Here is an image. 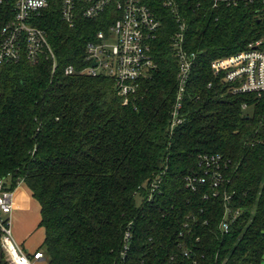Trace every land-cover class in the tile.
Wrapping results in <instances>:
<instances>
[{
	"label": "trees",
	"instance_id": "trees-1",
	"mask_svg": "<svg viewBox=\"0 0 264 264\" xmlns=\"http://www.w3.org/2000/svg\"><path fill=\"white\" fill-rule=\"evenodd\" d=\"M144 1L161 23L155 66L123 105L110 77L78 73L96 22L67 26L49 0L38 26L57 56L54 74L47 62L0 67V180L10 191L23 182L37 200L46 264H262L264 93L232 94L210 64L260 38L264 17L175 0L184 48L197 58L184 121L170 134L178 23L161 0ZM202 155L220 157L217 188L209 178L188 186L204 175ZM226 208L237 215L224 233Z\"/></svg>",
	"mask_w": 264,
	"mask_h": 264
},
{
	"label": "built area",
	"instance_id": "built-area-1",
	"mask_svg": "<svg viewBox=\"0 0 264 264\" xmlns=\"http://www.w3.org/2000/svg\"><path fill=\"white\" fill-rule=\"evenodd\" d=\"M161 1L164 8L171 9L178 23V30L172 37V53L178 68V89L168 125L172 134L184 121L179 111L197 55L184 48L187 24L180 15L178 4L175 0ZM199 3L211 8L251 6L257 15L264 17V0H199ZM48 7L49 0H0V67L22 61L30 66L47 62L54 74L57 56L48 41L47 30L38 26V20ZM58 11L62 22L70 27L79 21L96 22L98 28L84 46L83 61L87 65L78 73L91 78L97 75L110 77L123 105L126 104L128 95L136 92L139 78L148 77V72L155 66L152 43L161 23L153 10L144 0H58ZM210 67L212 74L219 76L232 94L260 97L264 93V34L243 50L214 59ZM63 72L67 76L77 73L72 65L64 67ZM200 158L204 175L187 178L188 186L194 189V182L202 185L209 178L212 187L217 188L223 181L219 155H202ZM12 207L13 193L6 189L5 181L0 180V249L10 264H46L43 253L37 251L29 257L13 239ZM236 215L235 212L231 216L226 208L220 224L222 232L228 231ZM125 236L128 239V234Z\"/></svg>",
	"mask_w": 264,
	"mask_h": 264
},
{
	"label": "crops",
	"instance_id": "crops-1",
	"mask_svg": "<svg viewBox=\"0 0 264 264\" xmlns=\"http://www.w3.org/2000/svg\"><path fill=\"white\" fill-rule=\"evenodd\" d=\"M13 193V207L12 213L10 215V224H11V232L12 237L15 242L19 245L22 251L27 254L29 257L37 252V244L35 238L30 236L31 229H24L19 232V222L22 221L24 213L29 210V206L32 205V194L28 191V189L24 186V183L21 182L14 188ZM33 206V205H32ZM39 208V205H38ZM21 229V228H20ZM43 229V228H42ZM16 236L17 239H16ZM18 239H20L18 241ZM38 264H43L39 262ZM263 264V263H262Z\"/></svg>",
	"mask_w": 264,
	"mask_h": 264
},
{
	"label": "rangeland",
	"instance_id": "rangeland-1",
	"mask_svg": "<svg viewBox=\"0 0 264 264\" xmlns=\"http://www.w3.org/2000/svg\"><path fill=\"white\" fill-rule=\"evenodd\" d=\"M32 199V205L29 206V210L26 211L24 213L23 219L22 221L19 222V232L22 231V228L24 229H28L30 228L31 231L30 236L32 238H35L36 240V244H37V249L40 247V245L43 243L44 241V230L42 229V227L39 226V219H40V208H38V202L37 200H35L33 197H31ZM140 203V199L138 197H136V204ZM21 228V229H20ZM18 236H16L17 239ZM20 239H18L19 241ZM2 254H4L2 252ZM4 261L7 264H10L9 258L6 256V254H4ZM262 262L264 264V256L262 259Z\"/></svg>",
	"mask_w": 264,
	"mask_h": 264
},
{
	"label": "water",
	"instance_id": "water-1",
	"mask_svg": "<svg viewBox=\"0 0 264 264\" xmlns=\"http://www.w3.org/2000/svg\"><path fill=\"white\" fill-rule=\"evenodd\" d=\"M2 250L0 249V264H5L4 258H3Z\"/></svg>",
	"mask_w": 264,
	"mask_h": 264
}]
</instances>
